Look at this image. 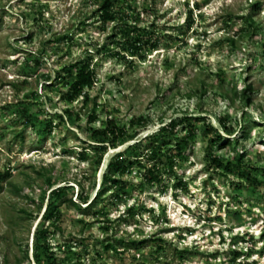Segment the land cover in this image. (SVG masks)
<instances>
[{
	"label": "rangeland",
	"instance_id": "374dc122",
	"mask_svg": "<svg viewBox=\"0 0 264 264\" xmlns=\"http://www.w3.org/2000/svg\"><path fill=\"white\" fill-rule=\"evenodd\" d=\"M100 1L0 0V173H11L0 181V264H36L33 235L52 189L72 185L69 197L85 207L78 194L95 196L117 152L184 114L199 120L193 121L195 137L176 158V175L149 184L144 171L132 167L123 176L126 193L97 206L105 216L63 204L60 229L50 239L58 261L264 264V0H122L140 25H154L159 33L158 48L145 59L111 42L114 23L100 21ZM247 16L262 28L256 35L242 32ZM79 59H92L97 79L87 103L82 97L69 103L57 74ZM250 83L248 101L243 94ZM93 108L98 120L89 124ZM141 116L149 119L145 129L130 122ZM111 118L138 134L117 148L107 146L97 166L91 130ZM209 124L232 144L212 145ZM242 153L243 169L263 186H251L238 172L209 168L214 157L236 163ZM132 205L138 212L127 215ZM116 238L125 239L118 252L103 249ZM145 238H162L165 250L158 251L159 241L143 249L130 243ZM182 249L188 250L184 260Z\"/></svg>",
	"mask_w": 264,
	"mask_h": 264
},
{
	"label": "trees",
	"instance_id": "16d2710c",
	"mask_svg": "<svg viewBox=\"0 0 264 264\" xmlns=\"http://www.w3.org/2000/svg\"><path fill=\"white\" fill-rule=\"evenodd\" d=\"M120 1L122 7L120 8ZM125 1L122 0H101L98 5L96 13L99 19L105 25L114 23L112 41L122 45L123 51L127 52L132 57H139L145 59V53L149 50H155L160 44V36L156 31V27L153 25L148 29L146 26H142L141 20L135 14L134 9L128 5L124 8ZM126 4H129L126 2ZM257 6V5H256ZM136 16V17H135ZM247 21V29H242L243 31L249 32L250 35H256L262 30V28L255 22L253 17H244ZM192 10H190L189 20H188V30L190 29L193 21ZM249 29V30H248ZM69 36L61 37L67 38ZM230 42L235 44L233 38H229ZM119 56L121 55L118 53ZM124 56V54H122ZM134 58L131 59L133 62ZM62 72H66L64 75ZM60 78L61 84L67 86V91L63 93V98L69 103L74 102L79 98H83V102H88L90 100V94L88 90L94 86L97 79L96 69L92 63V59L88 60H76L69 65L64 67V71H60L57 74ZM254 90L253 84L250 83L247 86L246 93L243 94L244 98L251 100L247 95V92ZM67 114H71L70 109H66ZM64 114L62 115V119ZM201 118V117H200ZM98 120V113L96 109L93 108L88 113L89 124L94 123ZM194 120H199L197 116L184 114L180 117L171 118V120L163 125L157 132L146 135L144 138L130 144L125 150L117 152L109 161L107 165V170L103 174L104 182L103 186L97 191L95 196L89 200V195L78 194L81 203L87 204L83 207L81 204L73 201L72 196L69 197V189L72 185H63L56 187L51 190V197L44 209L43 216L35 228L33 235V257L36 264H65L59 262L55 251L51 245V235L54 231L60 229L59 222L62 220L63 212L61 206L67 204L68 206H73L80 211H91L97 216H105L107 213L103 209H96L97 206L105 201L108 197L120 198L124 193H126V184L123 180V176L130 171L134 166H137L144 171L143 180L149 184H154L162 180L163 174L176 175L175 166L176 158L184 155V151L189 146L190 141L196 135V127L193 124ZM228 134L232 135L234 129L229 127L226 123L225 118H220ZM49 122V126H51ZM131 124L136 125L139 128L145 129L148 125L149 119L147 117H138L131 119ZM183 126L185 132L182 135L178 133V127ZM206 130L215 132L213 138H211L212 145L219 144L225 141L226 144H232V139L230 137L224 138L212 125H208ZM136 132H129L125 126H121L114 119H107L100 128L91 130V137L93 141L97 143H91L92 148L96 152V159L94 163L99 166L102 162L104 154L108 151L107 146L112 148H117L120 144L127 142L129 140H134L137 135ZM140 151L137 152V151ZM86 152V151H85ZM208 157V155H207ZM246 157L245 153L237 159V162L232 161L223 162L222 160L214 157L208 161L209 168L211 166L221 168L224 172L235 173L238 172V176L241 179L246 180L253 187L263 186V182L259 179L258 175L253 174L252 171L244 170L245 166L244 159ZM84 160L88 157L86 154L82 155ZM237 170V171H236ZM41 173V172H39ZM11 173L9 170L4 173H0V181L10 178ZM181 182V181H180ZM178 183L176 186H182V183ZM52 186L56 184L55 181L49 182ZM3 189V184L0 182V192ZM110 195H106L108 191H111ZM42 209V203L39 205V211ZM138 212L135 205L130 206L127 209V215H134ZM140 212V211H139ZM101 214V215H100ZM127 217V216H126ZM125 218V217H124ZM122 219V218H121ZM104 229L108 231L110 227L105 225ZM264 238V235H263ZM125 239H115L112 242L104 243L103 249L106 251L118 252V246ZM160 242L156 243L158 251L162 252L165 250L162 238H150L130 241V243L137 249H143L148 245V242ZM188 250L182 249L178 250V256L181 260L185 259V253ZM99 253V251H98ZM240 256V252L235 253ZM26 259L29 260L28 250L26 251ZM16 264H21V260H18ZM66 264H83L79 258L76 261H70ZM144 264V263H143Z\"/></svg>",
	"mask_w": 264,
	"mask_h": 264
}]
</instances>
